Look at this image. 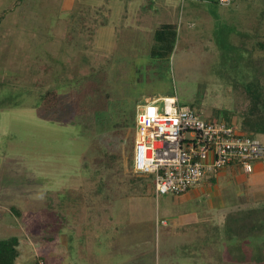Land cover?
<instances>
[{"label": "rangeland", "instance_id": "1", "mask_svg": "<svg viewBox=\"0 0 264 264\" xmlns=\"http://www.w3.org/2000/svg\"><path fill=\"white\" fill-rule=\"evenodd\" d=\"M143 3L0 0V237L19 240L17 264L264 260L259 240L245 239L236 222L264 210V158L250 174L228 166L216 186L205 180L196 193L157 200L152 176L133 169L130 121L138 105L174 96L241 132L246 89L264 91V0H166L148 13ZM165 23L178 26L174 52L149 70ZM99 73L122 99L127 124L73 110L76 83ZM163 218L169 225L157 223Z\"/></svg>", "mask_w": 264, "mask_h": 264}, {"label": "built area", "instance_id": "2", "mask_svg": "<svg viewBox=\"0 0 264 264\" xmlns=\"http://www.w3.org/2000/svg\"><path fill=\"white\" fill-rule=\"evenodd\" d=\"M219 2L229 6L232 0ZM262 158L264 145L255 136L238 132L225 121L206 120L177 97L138 105L133 169L152 176L157 200L186 194L205 180L216 179L228 166L250 174L252 164Z\"/></svg>", "mask_w": 264, "mask_h": 264}, {"label": "trees", "instance_id": "3", "mask_svg": "<svg viewBox=\"0 0 264 264\" xmlns=\"http://www.w3.org/2000/svg\"><path fill=\"white\" fill-rule=\"evenodd\" d=\"M149 2V1H148ZM151 9V5L147 3L141 7L144 13H148ZM6 14L0 15V25L4 20ZM70 35V32H68ZM178 39V26L173 23L162 24L156 29L153 37V45L150 52L151 61L148 63L147 68L149 70H155L157 66L160 68L164 65L165 61H169L171 55L174 52L176 42ZM85 77L76 83V93L74 95L75 108L73 109L78 115L86 116L89 114L93 120L105 118L107 124L114 122V125L122 126L124 121L123 107L120 106L123 103L122 99L112 94L108 89V85L105 83L103 73H99V76ZM260 85H255L253 88L246 89V94L249 98L250 108H248L246 116L242 121L240 131L244 134H250L257 137L258 135H264V93ZM52 94L48 93L45 98L49 103H55L56 95L53 98L48 99ZM45 100V99H44ZM124 106V105H123ZM192 108V107H191ZM194 109V108H193ZM87 115V116H89ZM104 116V117H103ZM128 116V115H127ZM101 117V118H99ZM136 113L131 118V123L136 125ZM229 126H232L230 119L224 120ZM215 181V180H214ZM258 210V211H257ZM15 213V211H13ZM255 213L256 215L255 217ZM251 221L244 223L236 219V222L241 225L245 231L243 235L245 239H257L259 240V252L264 251V210L249 209L246 211ZM260 217V218H259ZM233 223V222H232ZM235 223V222H234ZM237 225V224H236ZM226 226L231 227L230 223ZM230 230V229H229ZM236 231V235L238 234ZM241 235V233L239 234ZM19 240L16 237L9 239H0V264H16V260L20 256L18 250ZM39 264V262L35 263ZM41 264H44L43 262ZM255 264H264L263 258L255 261Z\"/></svg>", "mask_w": 264, "mask_h": 264}, {"label": "crops", "instance_id": "4", "mask_svg": "<svg viewBox=\"0 0 264 264\" xmlns=\"http://www.w3.org/2000/svg\"><path fill=\"white\" fill-rule=\"evenodd\" d=\"M149 1V2H148ZM246 1V0H245ZM253 2H255V1H259V0H252ZM153 2L154 1H152V0H144V3L143 4H141V6H145L147 3H149L150 5H151V7H153L154 5H156V4H158V6H164L163 4H165V2H166V0H158V1H156V3L155 4H153ZM171 2H173V1H171ZM175 2V1H174ZM232 3V2H231ZM176 4V3H175ZM151 10V9H150ZM150 10H149V12H150ZM225 175V174H224ZM223 177V174H220L216 179H211V180H208L209 181V184H210V186L212 185H215L216 186V184L218 183V181H219V179L220 178H222ZM215 180V181H214ZM197 187L196 188H194V189H192V190H190L189 192H193V191H195V192H193V193H196L197 192ZM188 194L189 193H186V195L188 196ZM214 195L215 196H219V195H221L220 194V192H219V194L217 193V190H214ZM186 196V197H187ZM180 219H183L182 217L180 218ZM180 219H179V221L178 220H175L176 222H172V225H173V228H176L177 229V227H182V223L183 222H181L180 221ZM11 220H13V219H11ZM162 220H167V219H165V218H163ZM168 221V220H167ZM169 223H170V221H168V225H169ZM187 223H185L184 222V224L183 225H186ZM10 225H12L11 224V222H10ZM184 228V231L185 230H187V232L189 231V232H193V231H195V228H192V229H190V228H187L186 229V227H183ZM186 233L184 232L182 235L184 236ZM180 235V234H179ZM2 236V235H1ZM187 237H188V235H187ZM190 238V237H189ZM189 238H187V241L186 242H189ZM0 239H4V238H1L0 237ZM20 244V243H19ZM189 245H191L190 243H189ZM18 260V259H17ZM17 262V261H16ZM17 264V263H16Z\"/></svg>", "mask_w": 264, "mask_h": 264}]
</instances>
